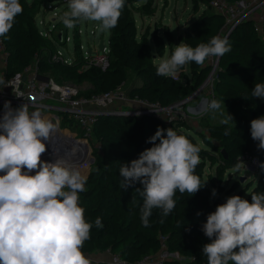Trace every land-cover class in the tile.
Here are the masks:
<instances>
[{
	"label": "trees",
	"instance_id": "trees-1",
	"mask_svg": "<svg viewBox=\"0 0 264 264\" xmlns=\"http://www.w3.org/2000/svg\"><path fill=\"white\" fill-rule=\"evenodd\" d=\"M52 1L54 0H20L23 12L16 16L7 36L0 37L8 53L5 70L7 77L21 73L35 62L39 69L55 66L75 82L88 81L92 89L80 92L88 96L113 90L118 83L124 81L128 73H132L141 80L138 88L132 90L133 94L143 101L167 107L171 102L193 94L210 72V65L206 60L202 66L195 62L188 64L189 79L183 68L175 78L156 74L158 63L155 62L152 48L156 53H161V49L155 41H149L147 30L138 33L135 21V13L147 16L150 15L149 12H153V9H148L147 4L151 0H145L142 4H139L142 0H125L117 26L108 30L109 66L106 70L102 71L94 65L87 66L89 57L84 56L78 46H74L71 61L55 65L57 62H50L49 59L57 51L55 43L63 42L59 36L52 39L50 33L40 32L35 20L41 6ZM197 1L204 6V10L185 26L179 37L191 47L221 35L225 26V18L211 8L212 0ZM224 1L233 4L241 0ZM253 23V20L244 21L225 34L231 44V51L219 58L212 85L215 100L231 103L230 111L235 127L224 125L213 130L204 120H199L211 134V138H208L204 132L192 130L203 143V146H198L201 160L194 173L200 178L202 187L192 196L194 198L187 192L180 194L177 190L173 211L164 217L159 209H154L148 228L142 226L140 208L143 199L135 191L136 188H142V185L137 183L127 190L122 189L119 170L121 163H130L142 151L153 146L148 140L158 128H168L161 123L152 125L150 119L145 117L136 120L133 117L111 115L97 119L92 136L100 150V158L88 170L86 190L79 194L85 218L93 224L90 239L85 241L82 249L84 253L105 251L129 264H142L140 262L144 257L155 254L158 248L160 250L158 243L160 244V237H164L166 251L177 252L186 262L166 259L163 264H207V257L203 255L202 249L211 240L204 232L192 227V217L200 212L206 223L207 215L226 202L229 192L223 193L220 186H217L223 172L244 162V155L256 158L258 174L255 182L239 191L235 187L232 195H239L251 202V193L264 192V169L260 166L264 163V149L258 148V141L252 139L250 131V122L264 115V99L253 98L251 95L256 83H264V36H259ZM74 31L77 32V23ZM75 36L74 32V38ZM41 53L43 56L38 57ZM61 127L73 129V125L65 122L61 123ZM229 129L232 139L226 140L224 132ZM164 134L166 135V131ZM78 144L80 143H76ZM205 158L208 159L209 166L214 168L216 182L211 174H207L205 178L202 175V161ZM213 189L217 193L215 196L212 195ZM98 216L103 218V228L99 229L94 224Z\"/></svg>",
	"mask_w": 264,
	"mask_h": 264
},
{
	"label": "clouds",
	"instance_id": "clouds-1",
	"mask_svg": "<svg viewBox=\"0 0 264 264\" xmlns=\"http://www.w3.org/2000/svg\"><path fill=\"white\" fill-rule=\"evenodd\" d=\"M124 4L125 0H68L61 20L69 29L83 20L95 22L101 32L108 31L117 26ZM22 12L20 0H0V37L7 36ZM230 51L226 36H214L196 47L180 43L170 56L159 61L156 74L175 78L190 62L202 66L209 58H220ZM251 95L264 99V83H256ZM3 108L0 264H91L82 249L90 239L93 224L86 220L79 203L87 177L64 158L52 163L41 160L46 151L44 141L51 140L55 127L39 109L30 112L25 104L12 108L9 101ZM220 108L221 103L213 99L202 102L200 111ZM229 122L235 127L233 117L227 113L221 123ZM230 131L226 130L224 135ZM250 131L258 148L264 149V115L250 122ZM148 142L153 146L130 163H121L119 170L122 189L142 185L135 191L143 199L140 212L144 228L150 227L154 209H159L164 217L173 211L177 190L191 196L202 187L194 174L200 163L198 146L171 127L158 128ZM72 154L75 155V149ZM260 166L264 169V163ZM216 194L213 189L212 195ZM250 195L251 202L232 195L207 215L202 226L211 240L202 249L207 264H264V192ZM102 219H95L96 228H103Z\"/></svg>",
	"mask_w": 264,
	"mask_h": 264
},
{
	"label": "rangeland",
	"instance_id": "rangeland-1",
	"mask_svg": "<svg viewBox=\"0 0 264 264\" xmlns=\"http://www.w3.org/2000/svg\"><path fill=\"white\" fill-rule=\"evenodd\" d=\"M144 2L145 0H142L139 4H142ZM147 4L148 9H153V12H149L148 14L150 15L147 16H142L140 13H135L136 28L138 30V33L147 30L149 41H155L157 43V47L161 49V53H156L152 48L155 55V62L159 63L161 59L171 55V52L174 50L176 45L183 43L179 39L180 34L183 32L185 26L189 22L193 21L196 16L204 10V6L197 0H151ZM67 6L68 0H54L47 5L43 4L41 6L40 12L35 18L37 28L40 32H42L43 34L50 33L49 36H51L52 39L54 36H60V39L62 40L61 42L63 43H55V45L56 50L60 51V53L62 54V59H67L68 61L71 59L74 46L76 48L78 46L79 50L84 56H87L86 54L88 50H90L91 54H93L94 56L98 52L100 43L108 48L107 41L109 31H99L95 22L83 20L78 21L77 30L79 29L81 31L80 33H78V31H74L75 26L69 29L62 23L61 16L63 12L67 10ZM261 14L264 15V6L260 11L253 12L251 16L246 20H253L254 22H257L258 17ZM236 26H234L233 28H235ZM263 26L264 24H261L258 31V34L261 38H263L264 36ZM233 28L232 26L225 25L223 33L219 36L224 37L225 34H227L229 30H232ZM74 32L76 35L75 38ZM66 36L68 39L64 44ZM42 56L43 53H41L38 57ZM215 61L216 57H211L210 59H208L210 72L204 79L201 86L198 87V89L193 94L187 96L182 100L171 102L167 107H160V109L156 110L150 108L149 105L157 103L147 102V104L149 105H147V107L145 108L143 104L139 103V100L141 99L138 98L136 94H133L132 90L138 88V86L141 84V80L134 74L128 73L124 81L117 84L121 85V99L117 100L118 102L114 103L116 113H118L115 115L133 117L136 120L144 119V117L149 118V122L152 125L161 123L167 126V128L171 127L178 134L186 136L194 145L203 146L200 137L196 135L192 130L195 129L197 131L204 132V134L208 138H211V134L210 132H208L207 128L203 126L202 123H199V120H204L206 124H208L211 128H214L213 130H217L216 128L222 127L224 125L233 127L231 122H229V124L221 123V121L226 118L227 113L231 115V103L229 101L217 100L221 103V108L219 110H209L207 112L200 111L202 102H211L214 99L212 85L214 82L215 69L217 66L215 64ZM61 63L64 62L58 60L55 65H60ZM54 67L48 68L44 66L39 70L40 73L51 78L55 82L73 85L78 87L81 91L85 92H88L92 89L88 81L75 82L69 77L68 74L63 73L58 68L56 69ZM188 67V64L185 65L183 67V71L187 73L189 79L190 73ZM223 102L225 104V107ZM163 108H170L171 118H169L167 112H165ZM61 132H64L66 134L69 133V135L71 134L72 136H74L72 133L66 130H62ZM71 135L70 137L72 140ZM79 137L80 136H77V138ZM225 138L226 140L232 139L230 135L225 136ZM211 140L217 143V141H215L214 139ZM73 143L75 145L76 143L86 145V143L83 142L75 143L73 141ZM88 143L91 147V150L88 151L86 145L87 151L84 154L87 162L86 164H84V166L78 168V170L84 176L88 175V170L92 167V165L95 164L96 159L100 158V150L96 147L95 138L93 136L91 140L88 141ZM244 158V162H242L238 166L232 169L225 170L223 172L221 180L217 184V186H220V188L223 190V193L229 192L227 197H230L233 194V192L235 191V187L239 191L245 189L249 186V184L255 182L256 175L258 174V161L256 158L249 157V155H244ZM202 164H204L202 170L203 177L205 178L207 174H211V178L214 180V182H216L217 178L214 172V168L209 166L208 159L205 158L202 161ZM207 183L210 185L209 181H207ZM192 196L194 195H191L190 197ZM198 213V215L192 217V227L198 229L201 233H203L202 226L205 223V217L202 213ZM158 246H160L159 243ZM158 251L159 248L155 254H151L148 256H155ZM85 255L90 259L91 262H101V264H107L109 260L108 253L105 251H93L91 253H85ZM168 255L169 257L167 259H174L180 263L186 262V259L183 256L179 255L177 252L171 253L169 251Z\"/></svg>",
	"mask_w": 264,
	"mask_h": 264
},
{
	"label": "built area",
	"instance_id": "built-area-1",
	"mask_svg": "<svg viewBox=\"0 0 264 264\" xmlns=\"http://www.w3.org/2000/svg\"><path fill=\"white\" fill-rule=\"evenodd\" d=\"M211 8L225 18V25L232 28L244 21H247L253 12H258L264 6V0H241L229 4L224 0H212ZM264 24V15L258 17V21L253 23L254 30L258 33L260 25ZM78 33L81 31L78 29ZM67 37L64 42L67 41ZM108 48L103 47L101 52L86 54L89 57V65H94L102 71L109 66ZM8 53L5 51L2 39L0 38V117H2L6 101L11 103L12 108H17L23 104L28 106L29 111L39 109L42 116L51 122L55 130H66L74 136L72 140L79 142L84 141L88 151L91 147L88 143L92 138V132L97 119L103 116H111L116 113L114 103L121 99V85L116 86L113 90L94 93L88 96L80 94L81 90L73 85L57 83L51 78L39 72L37 62L26 67L21 73L7 77L5 70L7 67ZM210 59V58H209ZM69 62L62 59L60 51H56L49 59L50 62ZM24 78V79H22ZM139 103L147 107V102L139 100ZM150 108L160 109L158 104H150ZM171 118L170 108H163ZM73 125L71 128H62L61 123ZM77 136H80L77 138ZM47 142L46 144L47 151ZM55 144V143H54ZM96 144V143H95ZM96 147L98 145L96 144ZM52 149V148H51ZM51 157V152L49 153ZM48 158V155H47ZM48 160V161H47ZM46 161H52L47 159ZM3 173H0L2 175ZM35 174V170L31 173ZM160 250L155 256H146L140 263L144 264H163L169 257L166 251L165 238L160 237ZM108 253V252H107ZM109 260L107 264H129L118 256L108 253Z\"/></svg>",
	"mask_w": 264,
	"mask_h": 264
},
{
	"label": "bare ground",
	"instance_id": "bare-ground-1",
	"mask_svg": "<svg viewBox=\"0 0 264 264\" xmlns=\"http://www.w3.org/2000/svg\"><path fill=\"white\" fill-rule=\"evenodd\" d=\"M70 135L69 133L66 134L59 130L54 131L50 142L55 143V146L52 148V156L55 155V157L52 161L49 162H55L58 158L61 157L67 160L72 166L80 168L81 166H84V164H86L87 162V159L84 155L87 151V148L85 144L75 145L73 143L74 140H71ZM79 142L85 143L84 141ZM73 149H75V155L72 154Z\"/></svg>",
	"mask_w": 264,
	"mask_h": 264
},
{
	"label": "water",
	"instance_id": "water-1",
	"mask_svg": "<svg viewBox=\"0 0 264 264\" xmlns=\"http://www.w3.org/2000/svg\"><path fill=\"white\" fill-rule=\"evenodd\" d=\"M229 32H231V30H229ZM228 32V33H229ZM227 33V34H228ZM60 37V36H59ZM103 47H104V45L102 44V43H100L99 44V48H98V51L99 52H101L102 51V49H103ZM87 54L89 55V54H91V51L90 50H88L87 51ZM218 60H219V58H216V61H215V64L217 65V62H218ZM22 79H24V78H22ZM204 85V84H203ZM55 146V144L53 143V142H47V151H45V153H43L42 154V156H41V160L42 161H46L47 159H50V160H53L54 159V157H55V155H53L52 156V149L51 148H53ZM51 152V157H49V153ZM223 154H224V151H223ZM47 155H48V158H47ZM225 155V154H224ZM26 170V169H25ZM87 174H88V172H87ZM87 177V176H86Z\"/></svg>",
	"mask_w": 264,
	"mask_h": 264
}]
</instances>
